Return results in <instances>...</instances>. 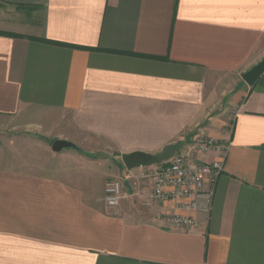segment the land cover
<instances>
[{
	"label": "crops",
	"instance_id": "obj_1",
	"mask_svg": "<svg viewBox=\"0 0 264 264\" xmlns=\"http://www.w3.org/2000/svg\"><path fill=\"white\" fill-rule=\"evenodd\" d=\"M263 59L264 0H0V264H264V74L241 78ZM196 130L227 149L175 227L117 156Z\"/></svg>",
	"mask_w": 264,
	"mask_h": 264
},
{
	"label": "built area",
	"instance_id": "obj_2",
	"mask_svg": "<svg viewBox=\"0 0 264 264\" xmlns=\"http://www.w3.org/2000/svg\"><path fill=\"white\" fill-rule=\"evenodd\" d=\"M226 144L214 138H196L183 150H178L166 163L150 167L142 178L151 186V199L156 202L174 203L177 211L168 221L175 227L196 228L199 222L191 214L209 213L217 180L222 172V162H201L197 156L226 152ZM124 196L119 179L108 180L104 186V203L108 213H113Z\"/></svg>",
	"mask_w": 264,
	"mask_h": 264
},
{
	"label": "water",
	"instance_id": "obj_3",
	"mask_svg": "<svg viewBox=\"0 0 264 264\" xmlns=\"http://www.w3.org/2000/svg\"><path fill=\"white\" fill-rule=\"evenodd\" d=\"M264 74V59L250 68L247 72L241 75L243 82L247 86H253L255 82ZM72 144L58 140L51 145L53 152L57 153L64 148H72ZM177 152L172 145L164 146L160 152L155 154L146 153L143 151H134L130 153L121 154L120 160L126 170L146 169L166 163L172 159Z\"/></svg>",
	"mask_w": 264,
	"mask_h": 264
},
{
	"label": "rangeland",
	"instance_id": "obj_4",
	"mask_svg": "<svg viewBox=\"0 0 264 264\" xmlns=\"http://www.w3.org/2000/svg\"><path fill=\"white\" fill-rule=\"evenodd\" d=\"M228 116V115H227ZM227 124H226V127L227 126H231V124H232V120H233V114H229V116L227 117ZM224 129H226V128H224ZM197 134H194L193 135V137H192V140H191V142L193 141V140H195L196 138H201V139H207V138H215V137H212V135H209L207 132H206V135L205 134H203L201 131H199V130H196L195 131ZM199 132V133H198ZM190 142V143H191ZM189 145V144H188ZM187 146V143H182V144H179L178 146L176 145V146H174L175 148H176V150L178 151V150H183L185 147ZM203 155H207V154H203ZM200 156H202V155H200ZM117 160H118V162H121V160H120V156H117Z\"/></svg>",
	"mask_w": 264,
	"mask_h": 264
},
{
	"label": "trees",
	"instance_id": "obj_5",
	"mask_svg": "<svg viewBox=\"0 0 264 264\" xmlns=\"http://www.w3.org/2000/svg\"><path fill=\"white\" fill-rule=\"evenodd\" d=\"M55 44H57V45H63V44H61V43H60V44H59V43H55Z\"/></svg>",
	"mask_w": 264,
	"mask_h": 264
}]
</instances>
